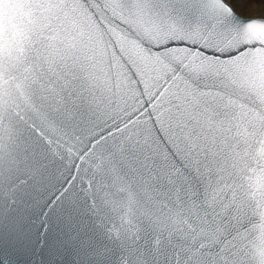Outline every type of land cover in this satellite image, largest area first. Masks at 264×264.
I'll return each instance as SVG.
<instances>
[{
	"label": "snow or ice",
	"instance_id": "snow-or-ice-1",
	"mask_svg": "<svg viewBox=\"0 0 264 264\" xmlns=\"http://www.w3.org/2000/svg\"><path fill=\"white\" fill-rule=\"evenodd\" d=\"M0 24V264H264V0H28Z\"/></svg>",
	"mask_w": 264,
	"mask_h": 264
},
{
	"label": "water",
	"instance_id": "water-1",
	"mask_svg": "<svg viewBox=\"0 0 264 264\" xmlns=\"http://www.w3.org/2000/svg\"><path fill=\"white\" fill-rule=\"evenodd\" d=\"M28 0H0V24L19 21L25 17Z\"/></svg>",
	"mask_w": 264,
	"mask_h": 264
}]
</instances>
